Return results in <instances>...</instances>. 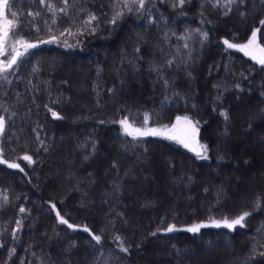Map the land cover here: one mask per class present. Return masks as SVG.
<instances>
[{
    "label": "trees",
    "instance_id": "trees-1",
    "mask_svg": "<svg viewBox=\"0 0 264 264\" xmlns=\"http://www.w3.org/2000/svg\"><path fill=\"white\" fill-rule=\"evenodd\" d=\"M176 3L8 0L1 58L23 55L0 72V264H142L156 253L159 264H197L203 248L209 264H264V152H251L253 138L264 145V67L223 43L260 29L264 46V0ZM177 116L198 122L208 159L119 123ZM245 212L244 227L211 224Z\"/></svg>",
    "mask_w": 264,
    "mask_h": 264
},
{
    "label": "snow or ice",
    "instance_id": "snow-or-ice-1",
    "mask_svg": "<svg viewBox=\"0 0 264 264\" xmlns=\"http://www.w3.org/2000/svg\"><path fill=\"white\" fill-rule=\"evenodd\" d=\"M41 3H44L45 0H40ZM65 4H67V0H64ZM132 3V4H136L138 6L139 9H143L145 7V0H125V7L128 6V3ZM234 0H228V3L231 4L233 3ZM185 3V0H177V3L173 5V7L176 6H180L182 7ZM220 5V0H216V3L213 5L214 7L219 6ZM8 6V0H0V18L4 17V9L5 7ZM63 10V9H62ZM129 11H132L131 8L128 9ZM227 14V13H225ZM13 15H15V13H13ZM123 13H117L116 15L113 16L111 23L115 24L117 19H119L120 16H122ZM96 17L94 15H91L89 18V23H91V21L95 20ZM11 21L10 20H5V25H11ZM260 24L262 26H264V20L260 21ZM260 31V29H254L251 31V36L247 39L246 43H232L229 42V40L225 39L223 41V43L227 46L228 49H235L238 50L240 52H242L245 56L250 57L253 61H255L256 63H258L259 65H261V67H264V46H261L258 42H257V34ZM7 37V31L5 30L3 33V36H0V55H4L5 54V48H4V39ZM205 39L207 38V34H204ZM17 43L21 44L25 50L29 49V48H34L36 47V45L33 44H28L22 40L17 41ZM14 51V55L11 56V58L7 61V63L5 64L4 62H0V72H4L7 69L11 68L13 65H15L17 63V59L18 57H20L21 55H23L22 53ZM137 51H139V49H137ZM169 63H171V61H169ZM167 83V82H165ZM51 111V109H49ZM53 117H57V113L52 112ZM222 116L225 117V119H227V114L226 113H221ZM5 119L3 117H0V134H2L4 132L5 129ZM119 123L121 124L122 128L124 129V133L125 135L128 136H132L134 139L137 137H143V136H149V135H162L165 131H172L175 132V130L177 129L178 126H183L181 131H182V135H168L167 138L170 140H176V142L182 144L185 148H188L191 151H194L197 155V157L199 159L202 160H206L208 159L207 156V145H203V144H199V142L197 141L196 137L199 131L198 128V122H194L191 118H189L188 116H177L176 117V124L172 126L171 130L168 129V126H164L163 129H156V128H152V129H145L143 127H135L134 126V122L130 123L128 118H125L121 121H119ZM148 123V117L147 115H145L144 118V124L146 125ZM192 144H196L197 147L193 148L191 147ZM197 148L199 150H197ZM23 160L27 161L28 163H32V158L28 155H25L22 157ZM6 163L5 160L0 159V164ZM8 168H12V169H20V171H23L22 168H20L19 164L16 163H8L7 164ZM53 210H55V205H52ZM25 209L21 208L20 212H24ZM56 216L57 219L59 221L60 224H64L67 225L68 228L72 229L74 228V226L72 224H70L66 219H64L60 213L57 211L56 212ZM248 216V213L245 212L242 215L229 220L228 218H225L223 221L220 222H215V226L220 227L221 224L228 228V229H234L237 225H239L240 227H244V223L246 220V217ZM17 223L19 224V221H17ZM202 225H196L193 226L191 228H188L187 231L189 232H197L199 230V228ZM85 232H89V229L87 227H85L83 229ZM174 230V226H170L167 231L168 232H172ZM92 236V239L94 241H96L97 244H99L101 242V236L99 235H94L89 233ZM153 235H155V233H153ZM117 241H119V237L116 238ZM121 251L127 252V248L121 247ZM261 256H264V252L260 253Z\"/></svg>",
    "mask_w": 264,
    "mask_h": 264
},
{
    "label": "rangeland",
    "instance_id": "rangeland-1",
    "mask_svg": "<svg viewBox=\"0 0 264 264\" xmlns=\"http://www.w3.org/2000/svg\"><path fill=\"white\" fill-rule=\"evenodd\" d=\"M62 7H57V6H53L52 7V9H51V13L53 14V16H56V15H58L60 12H62ZM5 20H7L6 18H5V16L3 17V18H0V36H3V33H4V31L6 30V28H7V25H5ZM250 36H251V34H250ZM249 36V37H250ZM247 42V40L246 41H244V42H242V43H246ZM233 43V42H232ZM241 43V44H242ZM0 58H1V55H0ZM250 58V57H249ZM0 62H4L5 64L7 63L6 61H4V60H2V58H1V60H0ZM58 67V66H57ZM78 69H79V65L77 66V65H71L70 67H68V68H66L65 70H64V76H67V77H69V76H74V74H75V72H77L78 71ZM73 84H75V85H73V87H74V89L75 90H79L80 88H79V84H80V82H79V78H77V77H75V81H74V83ZM82 89V88H81ZM181 117H183V116H181ZM124 119V118H123ZM123 119H121V120H123ZM176 124V118L174 119V121L168 126V129L169 130H171V128H172V126L173 125H175ZM122 127V126H121ZM136 127V126H135ZM182 125L181 126H178L177 127V129L175 130V132H172V131H165L162 135H155L156 137H161V138H167V136L168 135H182V131H181V129H182ZM143 128H145V129H152V128H156V129H163L164 127H158V126H152V127H143ZM122 130H123V132H124V129L122 128ZM149 136H153V135H149ZM196 139H197V141L199 142V140H198V134H197V137H196ZM236 140V139H235ZM176 141V140H175ZM200 144V143H199ZM251 144H252V146H251V152H253V153H255V154H257V152L258 151H260V152H264V145H259L258 143H257V141L253 138L252 140H251ZM191 147H193V148H196L197 147V145L196 144H192L191 145ZM188 149V148H187ZM197 150H199L198 148H197ZM191 151V150H190ZM193 153H195L194 151H192ZM196 154V153H195ZM63 161V160H62ZM65 161V160H64ZM257 161H258V158L257 157H255V160H254V162L255 163H257ZM261 175V173L259 172L258 173V176H260ZM253 178V177H252ZM259 180H261V178L259 179ZM143 183H142V181L139 179L138 181H137V186L135 187V189H138L139 187H140V185H142ZM155 187H153V189H154ZM165 190H167V189H165ZM166 193H167V191H166ZM169 202H170V200H169ZM215 222H220V221H214V222H211V224L212 225H215ZM196 225H199V224H196ZM196 225H193V226H196ZM222 225V224H221ZM193 226H190L189 228H191V227H193ZM221 249L220 248H218L217 249V252L218 251H220ZM211 252H213L214 253V251H208V250H206L205 248H203V250H201V251H198V254L195 256L196 258H195V260L197 261V264H209L210 262V260H209V258L211 257L210 255L212 254ZM159 258H161V254L160 253H156V254H153V255H151V256H147V257H144V259H143V261H142V264H148L149 263V260H152V259H154V261H155V263L156 264H159V263H161L162 262V260L161 261H159ZM153 261V260H152Z\"/></svg>",
    "mask_w": 264,
    "mask_h": 264
}]
</instances>
